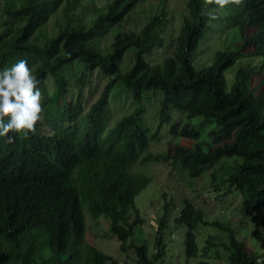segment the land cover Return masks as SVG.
Listing matches in <instances>:
<instances>
[{
    "label": "trees",
    "instance_id": "1",
    "mask_svg": "<svg viewBox=\"0 0 264 264\" xmlns=\"http://www.w3.org/2000/svg\"><path fill=\"white\" fill-rule=\"evenodd\" d=\"M145 1L0 0V68L27 60L38 79L42 104L34 133L10 132L11 142L0 137V264H122L87 241L85 206L94 219H110V229L126 251L135 227L143 224L135 198L152 179L132 170L137 161L179 164L194 178L211 171L215 191L226 195L238 187L245 209H264V0H187L188 15L174 49L156 63L145 55L164 46L167 0H157L139 31L123 30L127 16ZM55 16L53 32L48 33L47 22ZM216 21L224 30H247L248 40L217 49L210 65L196 68L193 60L200 41ZM113 27L117 32L104 47L102 38ZM130 48H135L133 65L124 71L121 64ZM255 55L261 59L256 64L242 60ZM76 63L81 67L78 90L70 101L73 80L66 71ZM237 63L229 86L226 70ZM96 69L108 80L85 110L87 72ZM119 87L131 90L138 101L150 91L161 92L160 127L172 121L173 109L188 117L201 116L204 124L214 121L207 148L201 143L177 144L166 152H149L150 141L160 138L159 129L150 135L141 111L107 128L110 97ZM171 132L190 139L202 134L193 124L176 121ZM204 215L184 198L174 219L187 226L188 257L198 254L194 229L206 223ZM214 223L225 236L219 256L229 264H264V251L249 252L231 225ZM257 223L264 225V216ZM168 226L167 208L151 255L146 242L131 244L139 264H164L160 257L167 252L163 235ZM261 241L264 250V237Z\"/></svg>",
    "mask_w": 264,
    "mask_h": 264
},
{
    "label": "rangeland",
    "instance_id": "2",
    "mask_svg": "<svg viewBox=\"0 0 264 264\" xmlns=\"http://www.w3.org/2000/svg\"><path fill=\"white\" fill-rule=\"evenodd\" d=\"M99 4L107 3L108 0H97ZM157 0H146L142 5L138 6L135 11L129 14L124 21L125 31H139L144 25L147 17L152 14L155 9ZM166 9L168 11L169 23L164 31L165 43L162 48L153 50L145 58L153 63L163 60L170 55L174 49L175 39L180 31L184 16L188 15L187 0H167ZM3 13L0 18L4 19ZM56 16L47 22L48 33L53 32V24ZM117 30L113 27L102 38V45L106 47L110 45L113 38L109 36L115 35ZM247 30L242 34L236 28L224 30L217 21L207 28L204 39L200 41L197 53L193 60L196 68L208 66L213 62V57L217 49L225 47L235 48V44L248 40ZM103 51H106L105 49ZM135 48H130L125 52L121 69L126 71L133 65V55ZM242 60L251 61L256 64L260 61V57L245 56ZM237 63L232 68L226 70L228 85L232 82L235 69L239 66ZM81 67L74 64L66 71L67 76L72 79L69 88L68 98L74 101L77 95V78ZM108 77L99 69L87 72V84L83 88V104L85 110L98 98L107 83ZM50 94L54 93V83L49 80ZM113 90L110 97V117L107 128L113 127L116 122L123 117L136 111H141L140 117L143 120V126L154 134L159 129V139L150 141L148 151L151 153L166 152L169 147L181 144L187 146H195L201 143L207 148V141L210 139L208 130L216 127L214 121L209 123L201 122V116L188 117V115L172 110L173 119L171 122L164 123L160 127L159 109L161 106L162 93L159 91L148 92L140 101L136 100L131 94V90L127 88H117ZM119 92V93H116ZM181 125L191 123L201 130L202 134L197 139L186 138L179 134L171 132L174 122ZM45 130L48 128L45 126ZM136 172H144L150 174L152 179L147 186L135 198L136 206L141 212L143 224L135 227L134 235L128 240L129 247L126 251L120 248L121 241L110 229V219L101 216L94 219L87 206H85V215L87 222V241L102 250L106 254L116 257L122 264H139L135 249L131 244H142L146 242L149 246V254L156 250L157 229L159 220L168 208L169 210V226L163 235L164 242L167 244V252L160 257L164 264H200L201 261H208L210 264H229L225 257L219 256L217 251L224 253L221 245L222 239L225 238L224 231L214 222H222L225 226L231 225L236 231L239 239L246 242L247 250L264 251L261 240L264 237V225H259L257 220L264 216V209L250 210L245 209L241 190L234 187L231 192L221 195L211 186V171H205L200 177L194 178L179 165L171 162H148L143 163L137 161L132 168ZM224 189H226L224 187ZM184 198L191 199L197 207L204 210V219L206 223H200L194 229L196 233V242L198 245V254L194 257H188L184 249V237L187 226L184 224H176L175 217L178 216L183 208ZM218 235L214 243H208V239ZM142 242V243H141ZM209 245L206 251V246ZM206 251V252H205ZM106 264H111L108 262ZM158 264V261L156 262Z\"/></svg>",
    "mask_w": 264,
    "mask_h": 264
},
{
    "label": "clouds",
    "instance_id": "3",
    "mask_svg": "<svg viewBox=\"0 0 264 264\" xmlns=\"http://www.w3.org/2000/svg\"><path fill=\"white\" fill-rule=\"evenodd\" d=\"M37 85L38 79L25 59L0 68V137L11 142L10 132H23L25 136L35 132L42 112L41 90Z\"/></svg>",
    "mask_w": 264,
    "mask_h": 264
}]
</instances>
